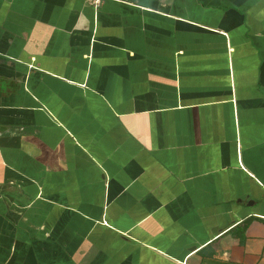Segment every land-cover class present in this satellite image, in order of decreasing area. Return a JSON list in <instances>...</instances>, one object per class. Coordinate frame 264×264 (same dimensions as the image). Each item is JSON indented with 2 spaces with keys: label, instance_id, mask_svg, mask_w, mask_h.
<instances>
[{
  "label": "crops",
  "instance_id": "crops-1",
  "mask_svg": "<svg viewBox=\"0 0 264 264\" xmlns=\"http://www.w3.org/2000/svg\"><path fill=\"white\" fill-rule=\"evenodd\" d=\"M89 1L0 0V264H264V0Z\"/></svg>",
  "mask_w": 264,
  "mask_h": 264
},
{
  "label": "built area",
  "instance_id": "built-area-1",
  "mask_svg": "<svg viewBox=\"0 0 264 264\" xmlns=\"http://www.w3.org/2000/svg\"><path fill=\"white\" fill-rule=\"evenodd\" d=\"M89 2L92 6H94L95 8H98L101 5L102 0H90Z\"/></svg>",
  "mask_w": 264,
  "mask_h": 264
},
{
  "label": "trees",
  "instance_id": "trees-1",
  "mask_svg": "<svg viewBox=\"0 0 264 264\" xmlns=\"http://www.w3.org/2000/svg\"><path fill=\"white\" fill-rule=\"evenodd\" d=\"M246 228V227H245ZM245 228H244V230H245Z\"/></svg>",
  "mask_w": 264,
  "mask_h": 264
}]
</instances>
